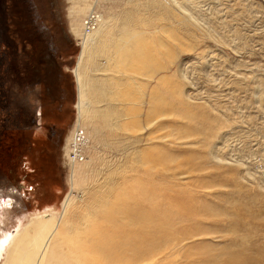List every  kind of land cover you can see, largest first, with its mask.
Segmentation results:
<instances>
[{
    "label": "rangeland",
    "instance_id": "rangeland-1",
    "mask_svg": "<svg viewBox=\"0 0 264 264\" xmlns=\"http://www.w3.org/2000/svg\"><path fill=\"white\" fill-rule=\"evenodd\" d=\"M91 16V32L102 21L116 44L123 24H144L164 66L133 102L138 114L110 126L89 92L91 118L77 109L73 70ZM103 56L98 68L81 63L88 87L107 83L116 99L146 80ZM160 79L176 97L163 116L160 102L146 104ZM101 208L128 232L141 228L130 216L147 215L143 264H229L230 253L264 262V0H0V239L48 215L73 243Z\"/></svg>",
    "mask_w": 264,
    "mask_h": 264
},
{
    "label": "bare ground",
    "instance_id": "bare-ground-1",
    "mask_svg": "<svg viewBox=\"0 0 264 264\" xmlns=\"http://www.w3.org/2000/svg\"><path fill=\"white\" fill-rule=\"evenodd\" d=\"M182 10L188 13L185 7H182ZM188 20L184 17V21H179V23L185 25L188 23ZM84 21L85 33L91 32V30L94 29L93 25L95 22L93 17L91 16ZM101 24L102 21L95 31L84 37L79 61L73 73L78 84V114H82V112H85V110L90 107L89 105L91 102L88 104L85 102L89 92V97L92 98V105L103 104L105 107L102 112V117H104L105 125L110 126L111 122L115 121L118 123L122 118L128 119V117H135V115L138 114V110L134 108L135 105L133 102L144 97L149 84L148 80H151L154 74V72H152V70H155L154 67L158 70H163L164 66L157 65L155 62L156 53L161 52L160 47L150 49L149 51L147 50L149 45L145 39L146 33L144 32L146 30L144 29V24V28L142 26L141 29L137 28L134 30H128L125 24H123L121 28L119 27V34L123 39L118 38V44L114 42L111 29L106 26L102 27ZM142 28L145 31H143ZM168 35L170 37L173 36V32ZM172 40L178 39L174 37ZM89 45H91V47L88 49ZM112 47L113 49L111 50ZM99 56L105 57V66H111L115 72H132L141 75L146 80L134 79L131 83L122 85V91L119 89L114 95L116 99L112 98L113 96L109 91L107 83L101 86L91 85L88 87L86 81L92 78H85L82 73V69H84L85 65L82 67L81 63L84 61L86 62L88 59L93 67L97 65L96 68H98ZM111 60H114V64L112 65L108 63ZM148 74H150L149 77ZM160 83L162 87L159 89L152 88L149 100L146 104H149V101L151 105H157L160 102L164 109L162 111L163 116L165 114L164 111H167L165 108L173 105L171 102H176L175 100L171 101L170 97L175 99L176 97L175 95H171L174 94L172 92L173 90H166L164 88V80L160 79ZM132 84H134L135 87ZM125 87L129 88L126 89ZM134 88L138 90L134 91ZM168 91H171L169 95ZM157 98H159V100H157ZM153 99H155L154 102H152ZM92 110L94 109L92 108ZM181 111L184 115L187 113L184 109ZM86 114L91 118L89 110H87ZM146 114H150V111ZM187 117L189 119L193 118L190 115ZM77 130L78 129L75 130L76 133ZM71 141L72 143L76 142L73 137ZM75 146V149H77V144ZM162 157H164L163 154L160 160L164 163L165 161L162 160ZM75 163L76 162L72 163V167L75 166ZM70 202L71 198L68 196L63 203L64 210H67ZM114 208L116 209L117 207ZM110 211V208L107 211L106 208H101L96 215H94V213L88 215L86 219H84L86 223L84 230L75 229L74 233H77V238L73 243L70 242L69 238L65 239L66 236L62 238L56 236L58 224L56 222H51L53 217L42 220L43 217L48 216L45 215L40 219L32 220L27 227L22 228V231L16 230L15 233H8L0 239V264H143L150 260L149 245L151 233L147 231L150 222L146 221L144 218L146 214H140V216L135 215L133 217L130 216V218L127 219V222L130 224L129 227L140 226L141 228L136 231L128 232L119 229L125 225V218H122V222L120 220L115 222L114 219H110L109 215L106 213ZM118 212L122 211L118 209ZM110 224L112 227L114 225L115 228L112 229L109 227ZM239 227L243 228L241 225ZM251 227L249 229H251ZM238 230L236 229V231ZM246 237H244V239ZM58 242L60 243L59 245ZM245 242L244 240L243 243L245 244ZM243 243L241 244L243 245ZM246 246L248 247V245ZM253 258L255 257L253 256ZM253 258L249 255L242 256L237 253H230L228 254V263L249 264ZM252 263L264 264V262L261 263L259 261H252Z\"/></svg>",
    "mask_w": 264,
    "mask_h": 264
},
{
    "label": "built area",
    "instance_id": "built-area-1",
    "mask_svg": "<svg viewBox=\"0 0 264 264\" xmlns=\"http://www.w3.org/2000/svg\"><path fill=\"white\" fill-rule=\"evenodd\" d=\"M73 134H74V137H75L74 140L78 141V136H80L81 133H79V132L76 133V131H75ZM75 148H76V146H73V147L69 148L70 154H68V157L66 158L67 161L69 162L68 163L69 165L71 163L78 162L80 160V158L82 157L81 153L78 152V150H76Z\"/></svg>",
    "mask_w": 264,
    "mask_h": 264
}]
</instances>
